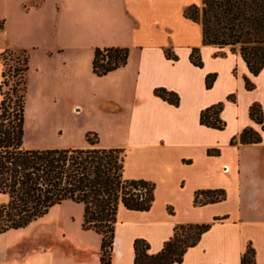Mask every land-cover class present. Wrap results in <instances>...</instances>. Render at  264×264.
<instances>
[{
	"label": "crops",
	"instance_id": "obj_1",
	"mask_svg": "<svg viewBox=\"0 0 264 264\" xmlns=\"http://www.w3.org/2000/svg\"><path fill=\"white\" fill-rule=\"evenodd\" d=\"M201 5L202 0H0V55H28L24 147L86 149L90 134L94 147L124 151L125 179L155 185L149 211L119 206L111 264H134L136 239L148 243L149 254L159 253L175 227L187 224L210 228L180 264H240L248 244L255 264H264V131L249 116L257 103L264 117V68L253 76L238 51L203 45L201 25L183 15ZM110 47L127 48V63L97 76L94 52ZM194 49L201 67L190 60ZM166 50L177 59L167 58ZM2 72L0 58V83ZM208 75H215L210 88ZM245 78L253 90H246ZM156 89L176 94L178 105L155 95ZM218 103L224 128L201 125V112ZM28 129L50 133L51 143L24 144ZM245 129L258 133L260 142L240 144ZM216 150L218 155L208 154ZM214 190H223L225 200L195 206L196 192ZM83 232L78 245L85 254L76 264H100L101 237ZM3 240L0 264H8L10 246ZM48 247L36 250L38 259L50 254L53 264L58 257Z\"/></svg>",
	"mask_w": 264,
	"mask_h": 264
},
{
	"label": "trees",
	"instance_id": "obj_2",
	"mask_svg": "<svg viewBox=\"0 0 264 264\" xmlns=\"http://www.w3.org/2000/svg\"><path fill=\"white\" fill-rule=\"evenodd\" d=\"M184 17L202 27L203 45L218 48L230 47L238 52L249 72L257 76L264 68V0H202L201 7L189 6ZM15 52L5 51V56ZM23 57L22 66L15 71L24 73L23 91L5 96L0 102V195L7 202L0 205V234L26 228L65 201L83 205L82 230L94 231L101 237L100 264H111L117 212L120 205L130 211H149L154 201L155 185L144 180H127L123 177L124 151L94 147L97 142L86 135L91 148L86 149H27L23 145L24 106L28 55ZM127 48H97L93 58V73L104 76L127 63ZM169 59L176 60L169 50ZM191 62L201 67L199 50L190 54ZM6 71L2 72L0 88L5 84ZM215 75L206 77V87L210 88ZM245 88L251 91L255 86L245 78ZM155 95L172 105H178V96L164 89H156ZM229 100H234L230 95ZM223 104L213 105L200 114V124L222 130L225 123L220 119ZM250 118L262 125L264 117L261 107L253 103L249 107ZM261 140L258 133L245 129L239 136L240 144H257ZM235 138L231 144H235ZM210 155L219 152L208 151ZM145 191L143 192V190ZM203 197V199H200ZM226 198L223 190L198 191L195 206L218 203ZM223 218L216 217L219 221ZM210 225H179L173 237L165 242L155 255L148 253L149 245L143 239L133 244L134 264H180L186 250L197 244L200 236ZM240 264H255V251L247 245Z\"/></svg>",
	"mask_w": 264,
	"mask_h": 264
},
{
	"label": "rangeland",
	"instance_id": "obj_3",
	"mask_svg": "<svg viewBox=\"0 0 264 264\" xmlns=\"http://www.w3.org/2000/svg\"><path fill=\"white\" fill-rule=\"evenodd\" d=\"M238 51V47H236ZM23 57L16 52L14 55L5 56L4 70L6 76L5 84L0 88L1 98L13 95V90L20 94L23 91L24 73H17L16 67L22 66ZM50 133H38L28 129L24 144L40 145L50 144L52 138ZM155 200V195H154ZM7 202V197L0 195V205ZM169 212V211H168ZM171 207L169 214H174ZM83 205L72 201L52 207L46 215L31 223L29 226L19 230H12L2 234L0 239L10 246V258L8 264H52L50 254L40 259L36 250L48 245L58 257L53 264H76L84 257V250L79 248V239L82 235ZM90 235H96L91 233ZM93 237V236H92ZM98 238V236H96ZM88 240V239H86ZM91 242L92 240H88ZM48 247V248H49ZM81 251V253L79 252ZM29 254L28 257H25ZM69 255L67 259H60L61 255ZM72 256V257H70ZM25 258L27 260L25 261Z\"/></svg>",
	"mask_w": 264,
	"mask_h": 264
},
{
	"label": "built area",
	"instance_id": "obj_4",
	"mask_svg": "<svg viewBox=\"0 0 264 264\" xmlns=\"http://www.w3.org/2000/svg\"><path fill=\"white\" fill-rule=\"evenodd\" d=\"M225 171H226V169H225ZM145 191V189L143 190V192ZM200 199H203V197H200Z\"/></svg>",
	"mask_w": 264,
	"mask_h": 264
}]
</instances>
